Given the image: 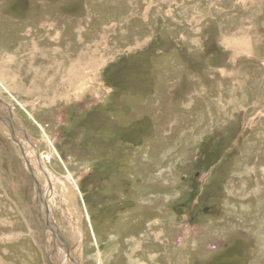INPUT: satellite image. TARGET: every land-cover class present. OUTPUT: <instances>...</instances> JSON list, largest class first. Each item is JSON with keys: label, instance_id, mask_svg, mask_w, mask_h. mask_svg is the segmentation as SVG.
<instances>
[{"label": "rangeland", "instance_id": "1", "mask_svg": "<svg viewBox=\"0 0 264 264\" xmlns=\"http://www.w3.org/2000/svg\"><path fill=\"white\" fill-rule=\"evenodd\" d=\"M59 2L0 0V264H63L50 189L80 264H264V0Z\"/></svg>", "mask_w": 264, "mask_h": 264}, {"label": "bare ground", "instance_id": "2", "mask_svg": "<svg viewBox=\"0 0 264 264\" xmlns=\"http://www.w3.org/2000/svg\"><path fill=\"white\" fill-rule=\"evenodd\" d=\"M40 1V0H39ZM50 2H51V4H53V5H56L57 3H60L59 2V0H53V1H51L50 0ZM66 2V1H65ZM70 3V2H69ZM34 4V3H33ZM43 6V5H42ZM59 6H60V4H59ZM62 6H64V5H61V7ZM17 7V6H16ZM21 7V6H20ZM53 7V6H52ZM45 8V7H44ZM42 9V17H45L46 16V13H47V11H45V9ZM59 8V7H58ZM63 8V7H62ZM15 9V8H14ZM51 9H54V8H51ZM60 9V8H59ZM18 10V9H17ZM21 10H22V8H21ZM37 11V10H36ZM40 11H41V9H40ZM39 11V15L38 16H40V12ZM48 11H50V9L48 10ZM56 11V10H55ZM63 11V10H62ZM88 12V11H87ZM50 13V12H49ZM52 13V12H51ZM56 13V12H55ZM54 13V14H55ZM63 13V12H62ZM99 13V12H98ZM25 14V13H24ZM35 15V14H34ZM89 15V14H88ZM126 15V14H125ZM49 16V15H48ZM52 16V15H51ZM58 16V15H57ZM35 17V16H34ZM33 17V18H34ZM37 17V16H36ZM64 17V16H63ZM71 17V16H70ZM74 17V16H73ZM50 18V17H49ZM47 19V18H46ZM58 19V18H57ZM57 19H55V20H57ZM62 19V18H61ZM72 19H74V18H72ZM25 20V19H24ZM28 20V19H27ZM60 20V19H59ZM68 20V19H67ZM71 20V19H70ZM86 20V19H85ZM38 21L39 20H37V23L36 24H38ZM87 21V20H86ZM24 22H26V21H23L22 23H24ZM50 21H48V23H49ZM81 22H83V21H81ZM80 22V23H81ZM88 22V21H87ZM86 22V23H87ZM27 23V22H26ZM29 23V22H28ZM31 23V22H30ZM47 23V22H46ZM60 23H62L61 21H60ZM65 23V22H64ZM33 24H34V21H33ZM44 24V23H43ZM73 24V23H72ZM74 24H76L75 23V19H74ZM82 24V23H81ZM28 25V24H27ZM30 25V24H29ZM57 25V24H56ZM82 25H85V24H82ZM44 27H48V29H46V28H43V32H44V36H46V38H51L52 36H53V34L55 33V29H56V27H55V25H53V24H51V25H49V26H44ZM29 28V27H28ZM33 28V27H32ZM72 28H73V26H72ZM88 28V27H87ZM59 29V28H58ZM71 29V28H70ZM24 30V29H23ZM31 30V29H30ZM65 30V29H64ZM107 30V29H106ZM25 31H27V30H25ZM32 31V30H31ZM62 31V30H61ZM99 31V30H98ZM68 32V33H67ZM69 32L70 31H68V30H66V33L65 34H69ZM99 32H101V31H99ZM26 33V32H25ZM82 33V32H81ZM84 33V32H83ZM86 33H88V32H86ZM89 33H91V32H89ZM30 34V33H29ZM40 34V33H39ZM72 34H73V32H72ZM85 34V33H84ZM27 35V34H26ZM56 35V34H55ZM60 35V34H59ZM83 35V34H82ZM87 35V34H86ZM90 35V34H89ZM88 35V36H89ZM95 35H96V33H95ZM19 35H17V37L16 38H14V39H12L13 41L14 40H16L17 38H19L20 39V36L18 37ZM24 36V35H23ZM33 36H35L34 34H33ZM63 36V35H62ZM66 36V35H65ZM64 36V37H65ZM69 36V35H68ZM67 36V37H68ZM94 36V35H93ZM15 37V36H14ZM26 37V36H25ZM24 37V38H25ZM28 37V36H27ZM75 37V36H74ZM77 37V36H76ZM91 37V36H90ZM98 37V36H97ZM29 38V37H28ZM37 38V37H36ZM56 38V37H55ZM99 38V37H98ZM103 38V37H102ZM18 39V40H19ZM30 39H32L31 37H30ZM62 39H65V38H62ZM68 39V38H67ZM83 39V38H82ZM90 39V38H89ZM92 39V38H91ZM90 39V40H91ZM18 40H16V41H18ZM20 40H22V39H20ZM54 40V39H53ZM74 40H75V38H74ZM73 40V41H74ZM81 40V39H80ZM85 40V39H84ZM87 40V39H86ZM103 40H104V38H103ZM106 40V39H105ZM104 40V41H105ZM6 41V40H5ZM42 41V40H41ZM47 41V40H46ZM49 41V40H48ZM48 41H47V43H48ZM65 41V40H64ZM82 41V40H81ZM43 42H45V41H43ZM63 42V41H62ZM66 42V41H65ZM75 42H76V40H75ZM74 42V43H75ZM14 43V42H13ZM16 44H17V42H15ZM30 43V42H29ZM41 43V42H40ZM51 43V42H50ZM61 43V42H60ZM69 43V42H68ZM87 43V42H86ZM26 44V43H25ZM32 44V43H31ZM62 44V43H61ZM60 44V45H61ZM64 44V43H63ZM77 44V43H76ZM44 45H46V44H44ZM54 45V44H53ZM57 45H58V43H57ZM108 45V44H107ZM23 46V45H22ZM54 46H56V45H54ZM72 46H73V44H72ZM77 46V45H76ZM80 46V45H79ZM46 47V46H45ZM50 47V46H49ZM62 48H63V46H61ZM81 47V46H80ZM91 47V46H90ZM21 48H23V47H21ZM100 48V47H99ZM13 49V48H12ZM26 49H27V46H26ZM65 49V48H64ZM70 49V48H69ZM106 49V48H105ZM76 50H78V48H76ZM84 50V49H83ZM87 50V49H86ZM46 51V50H45ZM68 51V50H67ZM70 51H71V49H70ZM102 51V50H101ZM12 52V51H11ZM31 52V51H30ZM54 52V51H53ZM65 52V51H64ZM63 52V53H64ZM72 52V51H71ZM108 52H110V51H108ZM45 54V53H44ZM48 54H49V52H48ZM81 54V53H80ZM106 54H107V52H106ZM100 56H102L101 54H99ZM6 56V55H5ZM46 56V55H45ZM44 56V57H45ZM71 57H72V55H70ZM75 56V55H74ZM98 56V55H97ZM107 56V55H106ZM4 57V56H3ZM14 57V56H13ZM65 57V56H64ZM91 57V56H90ZM50 58V57H49ZM87 58V57H86ZM96 58V57H95ZM98 58V57H97ZM6 59V58H5ZM51 59V58H50ZM71 59V58H70ZM94 59V58H93ZM72 60V59H71ZM70 60V61H71ZM95 60V59H94ZM99 59H97L96 61H93V60H89V61H86V62H84V60H83V62L84 63H82V62H80V61H78L79 63L78 64H74V63H71L70 65H72L71 66V68L69 69V70H67V72H65V75H66V77H67V79L68 80H66V86L70 89L69 90V92H73V93H76V94H78V92H80L81 90H83V89H88L89 87H91L93 84H94V82H89V80H93L92 78V76H89V75H86L83 71H81L82 70V64H84V65H86V66H90L89 68H90V70L92 69V70H95L96 68H97V66H99L98 64H99V61H98ZM29 61V60H28ZM46 61V60H45ZM51 61V60H50ZM67 61H69L68 59H67ZM4 62V61H3ZM11 63L10 64H13L15 61H14V58L13 59H11V61H10ZM23 63H24V66H22V64H21V62H20V66H19V70L17 71V72H19L20 71V73H17V72H14V73H16V74H14V76H13V78H12V80H14V81H17V78H18V80H19V78L21 79L22 78V75H24L25 77H27L25 74H26V72L27 71H29L30 69H31V67H32V62H30V63H26V62H24L23 61ZM48 63V62H47ZM55 63V62H54ZM6 64V63H5ZM45 64V63H44ZM101 64V63H100ZM14 65V64H13ZM35 65V64H34ZM102 65H105V64H102ZM6 67V66H5ZM70 67V66H69ZM85 67V66H84ZM4 68V67H3ZM7 68V67H6ZM33 68V67H32ZM11 72H13L10 68H8ZM38 69V68H37ZM41 69V68H40ZM103 69V68H102ZM36 70V69H35ZM61 70V69H60ZM91 70V71H92ZM2 71V70H1ZM41 71V70H40ZM6 72V71H5ZM34 72V71H33ZM58 72V71H57ZM61 72V71H60ZM87 72V71H86ZM97 72V71H96ZM103 72V71H102ZM7 73V72H6ZM62 73V72H61ZM95 73V72H94ZM98 73V72H97ZM96 73V74H97ZM40 74V73H39ZM57 74V73H56ZM93 74V73H92ZM3 75V74H2ZM8 75H10V74H8ZM19 75V76H18ZM102 75V74H101ZM115 75V74H114ZM114 75H112V76H114ZM42 76V75H41ZM55 76V75H54ZM45 77H47V76H45ZM50 77V76H49ZM61 78L60 77V74H57L56 75V79H58V78ZM107 77V76H106ZM6 78H7V76H6ZM53 78H55V77H53ZM10 79V78H9ZM7 80V79H6ZM46 80V79H45ZM50 80H52V79H50ZM11 81V80H10ZM33 81V80H32ZM31 81V82H32ZM6 81H5V79L4 80H0V87L1 88H4V90H7V91H9L10 92V89H8V87L6 86V84H4ZM19 82V81H18ZM36 82V81H35ZM60 82H62V81H60ZM96 82V81H95ZM9 83V82H8ZM20 84H21V82H19ZM38 83V82H37ZM63 83V82H62ZM103 83V82H102ZM105 83V82H104ZM45 84H47V83H45ZM97 84H99V83H97ZM15 85V84H14ZM35 85V84H34ZM103 85V84H102ZM9 86V85H8ZM18 86H20V85H18ZM49 86V85H48ZM94 86V85H93ZM98 86V85H97ZM14 87V86H13ZM17 87V86H16ZM15 87V88H16ZM24 87V86H23ZM60 87V86H59ZM95 87V86H94ZM12 88V87H11ZM18 88V87H17ZM22 88V87H21ZM25 88V87H24ZM37 88V87H36ZM100 88V87H99ZM34 90V89H33ZM63 90V89H62ZM16 91V90H15ZM95 91V90H94ZM97 91V90H96ZM17 92H18V90H17ZM21 91H19V93H20ZM65 92H68V91H66L65 90ZM111 92V91H110ZM10 93H12V92H10ZM55 93V92H54ZM59 93V92H58ZM85 93V92H84ZM112 93V92H111ZM110 93V94H111ZM67 94V93H66ZM71 94V93H70ZM69 94V95H70ZM87 94V93H86ZM109 94V95H110ZM12 95H13V93H12ZM52 95V94H51ZM101 95V94H100ZM53 96H55V95H53ZM90 96H91V94H90ZM61 97V96H60ZM62 97H64V95L62 96ZM68 97V96H67ZM70 97V96H69ZM79 97V96H78ZM59 98V97H58ZM77 98V97H76ZM112 98V97H111ZM72 99V98H71ZM99 99V98H98ZM62 100V99H61ZM74 100V99H73ZM33 101V100H32ZM53 101V100H52ZM91 101V100H90ZM99 101V100H98ZM30 102V101H29ZM93 102V101H92ZM3 103V102H2ZM65 103V102H64ZM102 103V102H101ZM34 104H36V103H34ZM51 104V103H50ZM53 105V104H52ZM28 105H26V107H27ZM50 106V105H49ZM55 106V105H54ZM25 107V108H26ZM30 107H31V105H30ZM52 107V106H51ZM30 110V109H29ZM79 111V110H78ZM9 113H10V117L8 118L6 115H5V117H7L6 119H4L5 117H3L2 119L4 120V122L3 123H5V125L8 127V129H9V131L12 133V135H13V138H14V140L16 141V142H18L19 143V141L18 140H21V143H22V146H21V143H19V145L21 146V148L23 149V153H24V160H25V165H26V167L27 168H29V170H30V167H31V164H30V161H29V157L28 156H26V148H25V141L22 139V137L20 136V135H18L17 133V130L13 127V125L15 124L14 123V121H13V115H12V113L9 111ZM35 113V112H34ZM0 114H2L3 116H4V111H0ZM29 117L31 118V119H33L38 125H40L37 121H36V119L34 118V116L32 115V114H29ZM59 121V120H58ZM118 121V120H117ZM43 129V128H42ZM24 130V129H23ZM43 134H45V131H44V129H43ZM32 147H33V150L35 151L34 153H36L37 154V152H38V149H37V146H35V145H33V144H30ZM27 152H29V151H27ZM29 155V154H28ZM33 156V155H32ZM38 158H39V163H40V165H39V167L42 169V170H44V173L46 174V175H48V173L46 172V170H45V168L43 167V163H42V160H41V156H38V154L36 155ZM31 172V171H30ZM48 183V185H50L49 184V182H47ZM67 192V191H66ZM66 196H67V201L70 203L71 202V204H72V206H73V193H72V191L71 190H69L67 193H66ZM47 197V200H48V198L49 197H51L50 198V201H48V205H49V207H48V209L47 210H44V222H45V224L47 225V227H48V229H49V233L51 232L52 233V239L53 240H55V241H57V242H60L59 243V249L57 248V247H55L56 248V250H58L59 252H60V254L62 255V260H64V262H63V264H80L79 263V261H78V258H77V255L75 254V252L72 254V253H70V251H69V249L67 248V249H65L67 246L65 245V243L61 240V238L58 236V232H57V228H58V225H57V223H56V221L54 220V217H53V213H54V205H56V200H55V192L54 191H51V189H50V193L46 196ZM43 200V199H42ZM43 202L45 203V201L43 200ZM45 205H47L46 203H45ZM43 207V206H42ZM81 219V218H80ZM79 227V226H78ZM81 233H83V232H81ZM81 236V235H80ZM80 239V238H79ZM59 240V241H58ZM61 246V247H60ZM78 251V250H77ZM232 258V257H231ZM61 262V261H60Z\"/></svg>", "mask_w": 264, "mask_h": 264}, {"label": "water", "instance_id": "3", "mask_svg": "<svg viewBox=\"0 0 264 264\" xmlns=\"http://www.w3.org/2000/svg\"><path fill=\"white\" fill-rule=\"evenodd\" d=\"M6 118H7V117H5L4 119H6ZM0 121H1V120H0ZM13 127H14L15 129L20 130V128H19V126L17 125V123L14 124ZM25 135H26V133L24 134V136H25ZM26 138H27V136H26ZM27 141H29V139H28Z\"/></svg>", "mask_w": 264, "mask_h": 264}]
</instances>
